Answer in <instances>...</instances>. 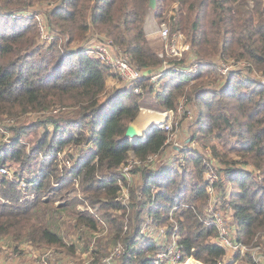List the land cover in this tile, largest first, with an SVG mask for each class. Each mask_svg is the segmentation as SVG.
I'll return each instance as SVG.
<instances>
[{
  "label": "trees",
  "instance_id": "1",
  "mask_svg": "<svg viewBox=\"0 0 264 264\" xmlns=\"http://www.w3.org/2000/svg\"><path fill=\"white\" fill-rule=\"evenodd\" d=\"M36 3L50 5L43 13L54 39L45 45L34 17L6 15L5 19L0 14L4 21L0 137L11 139L0 147V167H7L9 160L18 164L19 175L22 169L38 172L32 184L25 180L24 190L0 173V241L14 248L23 242L65 246L61 225L66 217H73L69 221L73 232L84 226L98 231L95 215L73 208L70 199L56 201L69 191H61L65 185L79 181L82 200L91 199L99 208L123 209L110 217L113 228L95 245L86 239L83 251L101 257L120 243L122 264H154L152 254L159 245L138 242L143 213L163 222L179 203L170 217L177 226L182 255H201L206 264H216L225 249L214 240V226L200 219L210 198L203 178L206 158L193 150L184 154L191 168L154 170L153 156L163 152L167 132L155 128L137 142L125 135L139 113L144 90L135 93L122 86L109 94L106 78L113 73L85 47L92 37L103 40L94 35L103 33L134 66L159 71L162 58L144 32L148 0H0V12L26 11ZM156 4L159 20L169 17L171 32L183 33L189 44L178 63L197 62L199 68L162 84L154 96L163 109H176L181 98L198 106L193 138L209 148L207 160H216L221 165L218 174H225L213 182L214 196L221 208H230L237 238L254 241L264 231V0H156ZM229 61L233 65L245 61L247 67L222 76L217 69ZM145 85L147 92L154 90L152 82ZM31 132L35 138L28 146L22 138ZM66 146L82 152L93 148L75 168L59 170V153ZM38 152L46 158H37ZM130 162L137 164L131 171L139 172L143 180L135 186L125 183L118 170ZM124 185L134 207L130 227L125 229L127 207L118 199ZM152 186L156 189L150 190ZM68 245L71 254L81 249L76 242ZM247 262L254 264L248 259L236 264Z\"/></svg>",
  "mask_w": 264,
  "mask_h": 264
},
{
  "label": "rangeland",
  "instance_id": "2",
  "mask_svg": "<svg viewBox=\"0 0 264 264\" xmlns=\"http://www.w3.org/2000/svg\"><path fill=\"white\" fill-rule=\"evenodd\" d=\"M50 5L42 4V3H36L34 6L28 8L26 11H14L9 12L6 11V13L0 12L3 18L7 17H34L36 24H37V30L40 34L41 43L47 44L48 42L52 41L54 39L53 35L51 34V31H49V23L47 20L46 15H44V11L46 8H48ZM176 7L175 4L173 5V8ZM158 10L157 4L155 8H151L147 10V15L144 20V32L148 39L150 47L155 50L161 58H164L166 60V63L168 67H171L174 65L175 60H173L171 57H169L166 54L164 44H167L168 39H163L160 35V31L162 28V25H166L168 27V36L174 32H171L170 29V19L169 17L165 20L160 21L159 18L156 16V11ZM172 13V10H169L167 13V16ZM166 16V17H167ZM37 18L42 22V25L39 27V21H37ZM6 19V18H5ZM4 21L0 19V25H2ZM91 34V33H90ZM96 36L103 37V40H98L95 37L90 38V42L94 43H106L108 42V37L104 36L103 33L94 34ZM184 35V34H183ZM185 37V36H184ZM186 39V38H185ZM113 46V45H112ZM187 46L189 48V44L187 42ZM74 48V47H72ZM89 54V53H88ZM186 54V52H185ZM183 53V57H184ZM231 61L225 64H221V67L217 69L222 76H225L227 73H231L232 70L241 68L242 71L246 69V63L245 61H240L236 64H231ZM132 64V63H131ZM233 65V66H232ZM144 76L142 77L141 81L142 86L140 88L139 92H143L144 95L140 99V110L136 118L133 119L131 123H134L135 127L138 129L139 126L141 128H145L147 125L141 126V123H144L147 119L146 116H148L151 112L156 113H163L164 111H169V109H163L159 106L157 103V100L155 98V93L157 90L162 88V84L169 85L174 79L180 78V75L175 71H169L166 70L161 76L153 77V75L157 72H151L146 69H140ZM233 78L236 80L238 77L236 75L233 76ZM264 81V77H262ZM107 81V91L109 94L113 92L116 88H120L124 86V82L121 78L118 76H114V74H109L106 78ZM153 83L154 90L152 92H147L146 88L147 86L144 84ZM138 92V93H139ZM182 99V98H181ZM180 99V100H181ZM176 106V109L171 110V112H167L168 116H165V118H169L170 120V128L167 130L168 134V142L165 145V148L162 153L158 155L153 156V164L152 167H155L154 170L160 168L162 166L163 171H182L185 167L191 168L192 163L187 161L184 157L185 153H189L191 151H198L200 154L203 155V158H206L204 160V163L206 164V167L203 171V178L204 180H216L215 176L223 177L225 178L224 173L218 174L217 168L221 165L218 164L216 160L212 159L208 161V157H210V150L208 147L201 146V142L197 138L194 137V128L196 127L197 123L195 122L196 117V109L198 108L197 105H191L189 102H182L180 101ZM1 128V126H0ZM40 127H38L37 130H39ZM38 135V134H37ZM9 135L0 137V147L5 146L6 143L9 144L11 142V139L8 138ZM32 138V139H31ZM35 136L34 133L31 132L26 137L22 138L23 141L27 142V145L33 143L32 140H34ZM3 144V145H1ZM92 146L86 147L84 150L85 152L76 150L73 146H66L62 152L59 153L60 161L58 162L57 168L60 170L62 169V166H65L66 168L72 169L77 166L78 160L83 161L87 155L90 153ZM58 153H55L53 155H50L49 158L53 157L54 155H57ZM70 154L71 158L67 157ZM37 158L45 159L46 156L42 152L37 153ZM48 158V157H47ZM68 160V161H67ZM151 162V161H150ZM9 164V165H8ZM8 165L5 169L7 170L6 176L8 179L14 181L16 183L17 188L24 190L25 187V180L29 181V184H32L33 181H30L34 179V177L37 176L38 172L34 171L33 173H29L28 170L22 169L21 175H19L18 171L19 167L18 164L13 163L11 161H6V164ZM239 165V164H238ZM151 166V165H150ZM241 166V165H240ZM137 168V164H134V162H130L127 165H123L122 167L118 168L120 172H123V169H125V183H128L129 186H135L143 182L142 176L139 172H132L131 170ZM244 170H250V168L244 166L242 167ZM16 170V171H15ZM1 173V172H0ZM118 182H121L118 180ZM122 183V182H121ZM31 186V185H30ZM1 187V186H0ZM69 188V191L67 193L62 192V196L59 197L62 200H56L64 202V200H72V203L75 202V204L72 206L73 208H76L78 210L84 211L87 210L88 212L95 215L98 219V231L92 232L89 229H86L85 226L82 227L83 230L81 231H74L73 228L69 225V221L73 219V217H67L65 218L66 221L61 225V233L64 234V243L65 246H48V245H42L39 246L38 244H30L23 242L20 245H18L16 248L7 246L6 244L2 245L0 243V256L1 259H5V261H15L14 264H103V261L107 255H109L112 251L114 262L112 260L111 264H122L121 262V245L118 243L116 246L120 247V252L114 250L115 247H109L107 250V253L101 257H98L97 255H92V253L88 251H83L81 246L84 245V242H86V239L88 240L90 238V241L92 244L96 243L97 238L103 237L105 234L113 228L112 223L110 222V217L118 215V213L122 212L123 209H120L119 211H114L113 209L109 207L99 208L98 203H93L91 199H84L82 200L81 196L83 194L80 193L81 190V184H79V181L71 182L67 186L62 188L61 191L66 190ZM75 188V190L72 192L70 189ZM154 190L156 189V186L150 187ZM216 191V187H213ZM189 188H185V190H188ZM232 189L228 185V190ZM81 194V195H80ZM120 202L124 204L127 208L125 209L124 218H125V227H130L131 219L130 217H133L134 213V207L129 205V195H128V188L127 186H123L121 193L119 195ZM55 201V202H56ZM208 201V200H207ZM207 201L204 202L203 207L206 206ZM70 202V201H69ZM176 205H179L176 204ZM176 205L174 206L176 208ZM202 207V209H203ZM171 210V209H170ZM176 210V209H175ZM174 210V211H175ZM178 210V209H177ZM177 210L175 212H177ZM221 212H226V214L229 215V219L231 220L230 216V208H221L219 209ZM128 217V218H127ZM172 218L169 216V218L166 221L163 222H157L153 221L151 216L147 214V212L143 213V221L141 222V228L140 233L138 235V242L140 241H155L159 245V249H157L153 256L156 254L157 251H159L162 247L169 244L170 241L174 240L176 241L177 237L171 236V229H172ZM161 229L167 230L166 233L163 231L161 232ZM261 233L264 232L263 230L260 231ZM257 237L258 241H261V249L264 250V236L261 237L260 235ZM4 243V240L0 241ZM71 242H76L78 246L81 248L80 251H76L75 253L71 254L68 250V244ZM95 245V244H94ZM92 245V247H94ZM197 256V255H196ZM201 257V255H198ZM202 258V257H201ZM203 259V258H202ZM204 261V259H203ZM22 262V263H21ZM253 263V262H251ZM8 264V263H7ZM204 264L206 262L204 261ZM246 264H249L248 262ZM256 264V263H254Z\"/></svg>",
  "mask_w": 264,
  "mask_h": 264
},
{
  "label": "built area",
  "instance_id": "3",
  "mask_svg": "<svg viewBox=\"0 0 264 264\" xmlns=\"http://www.w3.org/2000/svg\"><path fill=\"white\" fill-rule=\"evenodd\" d=\"M39 21V27L42 25V22ZM160 35L163 39H168L167 44H164L166 54L175 60L177 63L171 67H168L166 60L162 58V68L157 71L153 77L161 76L166 70L177 72L180 77L184 74L194 73L199 68V63L197 62H189L184 65L181 62L178 63L179 60L183 59V53L189 50L187 46V41L181 32H174L171 36H168V27L166 25H162ZM85 47L89 54L97 57L100 61L111 71V73L116 74L119 78H121L124 82V87L131 89L133 92L138 93L142 86L141 81L144 73L131 64L128 57L123 54V52L112 46L109 41L106 43H94L88 42ZM182 102H185V99H181ZM180 100V101H181ZM171 112V110L169 109ZM159 113L161 115V120L152 121L147 124L143 131L138 132L139 134L134 137H130L132 142L142 141L146 138V134L150 131H153L155 128H161L167 132L170 128V120L169 118H165L167 112ZM168 136L165 140V143L168 142ZM165 144V145H166ZM6 167H0V172L6 175L7 170ZM125 169H123V173L125 174ZM217 179V176H215ZM215 180H207L206 191L210 195V198L207 201L206 206L202 209V215L200 219L205 224H212L216 229L215 242L219 244L221 247L225 249V253L222 257H220L216 264H236L240 259L249 260L250 262L256 264H264V250L261 249V241L257 240L255 237L254 241L243 242L240 241L236 236V227L233 226L231 220L229 219V215L226 212H221L220 209V201L217 196H214L216 191L214 190L213 182ZM181 206L176 205V208L173 206L169 212V216L174 213V210L179 209ZM175 210V211H176ZM231 214V212H230ZM126 228V227H125ZM165 232L167 230L161 229V232ZM171 236L178 237L177 226L174 224L171 229ZM264 236V232L261 233V237ZM255 241H258L255 243ZM120 252V247L116 246L115 249ZM113 252V251H112ZM107 255L103 261V264H111L112 260L114 261L113 253ZM249 256V258H247ZM152 263L154 264H204V261L201 257L196 255L183 256L180 247L177 245L176 241L172 240L169 244L162 247L159 251L156 252L154 256H152ZM41 264V263H39Z\"/></svg>",
  "mask_w": 264,
  "mask_h": 264
},
{
  "label": "water",
  "instance_id": "4",
  "mask_svg": "<svg viewBox=\"0 0 264 264\" xmlns=\"http://www.w3.org/2000/svg\"><path fill=\"white\" fill-rule=\"evenodd\" d=\"M156 6V0H148V4H147V10L148 9H153L155 8ZM139 133L137 132V129L134 125V123H130L128 126H127V129H126V132H125V135L127 137H134V136H137Z\"/></svg>",
  "mask_w": 264,
  "mask_h": 264
},
{
  "label": "bare ground",
  "instance_id": "5",
  "mask_svg": "<svg viewBox=\"0 0 264 264\" xmlns=\"http://www.w3.org/2000/svg\"><path fill=\"white\" fill-rule=\"evenodd\" d=\"M158 120H161V115L159 113H149L148 116H147V119L144 123H141V126L143 127L144 125H147L149 122H152V121H158ZM141 127L139 126L138 128V132H141Z\"/></svg>",
  "mask_w": 264,
  "mask_h": 264
},
{
  "label": "crops",
  "instance_id": "6",
  "mask_svg": "<svg viewBox=\"0 0 264 264\" xmlns=\"http://www.w3.org/2000/svg\"><path fill=\"white\" fill-rule=\"evenodd\" d=\"M106 84H107V81H106ZM152 113V112H151ZM155 113V112H154ZM147 117V116H146ZM137 129V128H136ZM141 129V131H143L144 129L143 128H140ZM137 132H138V129H137ZM2 241V240H1ZM0 243H2V245H4V244H6V242L4 241V243L3 242H0ZM27 243V242H26ZM28 244V243H27ZM7 245V244H6ZM8 246V245H7ZM11 247V246H10ZM13 247V246H12ZM79 247V246H78ZM77 249H79V248H77ZM114 262V261H113ZM14 264V263H16L15 261H11V260H9V261H5V259L3 260V259H1V256H0V264ZM22 263V262H21ZM115 264V263H114Z\"/></svg>",
  "mask_w": 264,
  "mask_h": 264
}]
</instances>
